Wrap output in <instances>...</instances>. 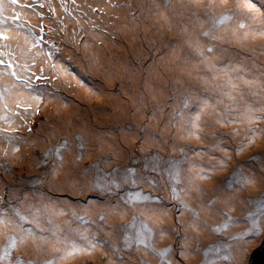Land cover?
<instances>
[{
    "label": "rangeland",
    "instance_id": "rangeland-1",
    "mask_svg": "<svg viewBox=\"0 0 264 264\" xmlns=\"http://www.w3.org/2000/svg\"><path fill=\"white\" fill-rule=\"evenodd\" d=\"M212 1L16 0L13 5L2 0L3 15H16L17 18L15 24L9 21L0 28V149L7 146L8 150L2 153L13 159L8 161L0 156V220L4 221L0 224V256H3V249L9 247V238L15 239L16 246L10 248V259L5 257L0 264H10V261L16 264L17 259L32 261L33 264H46L49 260L56 264H94L93 253L99 256L97 264H109L99 245L104 246L105 242L106 247L113 246L117 251L116 258L120 260L126 257L125 251H135L142 257L140 264H164L165 261L168 264L224 263L234 260L233 249L240 240L234 237H244L245 233L254 238L246 243V250H249H245L239 264L251 263L264 241V111L256 116L258 125L247 128V132L241 128V123L237 125L235 121L239 111L237 97L244 96L241 102H246L252 91L260 100L264 97V81L250 88L243 84L240 76L242 63L245 67L254 65L253 52H259L256 60L263 62L259 67L264 69V42L246 43L251 50L245 52L236 44L223 47V38L234 23L231 20L234 15L239 19H235L236 24L244 23L246 27L247 24L241 20V4L227 6L219 14H208ZM236 1L251 4L253 10L264 14V0H231L232 3ZM103 2L108 3L109 8L99 9ZM191 6L198 10L194 16L189 13ZM153 9L157 12L154 13ZM100 12L114 19V33ZM180 13L195 18V21H198L197 16H202L199 23L210 21L202 24L200 30L210 32L205 38L220 41V48H213V53L214 57L219 56L225 72L222 76L216 74L217 80L210 83V94H201L197 90L204 89V79L209 73H195V68L185 58L171 53L170 62H175L162 71V75L167 77L161 83L165 100L155 104L152 112L150 103H135V92L137 90L146 96L144 79L154 76V64L158 65L159 60L170 53L169 40L160 38L159 34ZM221 16L230 19L221 24L218 22ZM189 23L182 27L193 33ZM16 24L21 26L16 27ZM224 25L226 30L220 39L218 33ZM126 28L131 30L130 34H126ZM250 37L258 35L250 31ZM134 38L138 44H133ZM130 44L142 50L137 59ZM199 51H204L205 58L209 55L201 45L186 47L187 57L203 60L205 67L207 63L205 58H200ZM230 51L235 55L232 58L237 60L235 67L227 60L226 52ZM93 57L102 58L103 66L98 67ZM119 58H123L124 64L118 62ZM114 65L118 72L109 81L108 68ZM94 68L104 71V75H98ZM234 79L237 80L235 84ZM82 94L98 95L101 99L87 103L83 99L88 98ZM194 98L202 101L204 116L188 120L195 109ZM107 99H115V102L106 103ZM120 104L128 110V117L123 122L112 117ZM73 106L76 107L75 112L71 110ZM207 106L212 109L211 113L205 111ZM58 107L72 112V115L57 111ZM140 108L145 117L138 122L134 117ZM98 112L108 115L107 119L98 116ZM54 113L64 116V129L56 142L44 143L40 131L46 126L48 115ZM154 116L163 122L158 128L152 124ZM166 122L172 124L169 135L180 128L185 134L192 133L185 132L184 127L191 130L215 127V139L208 140L194 133L195 138L191 140L195 148L193 154L190 152L192 146L187 145L188 140L184 142L165 136L168 124L164 129L163 126ZM84 124L89 127L88 131L84 130ZM92 130L117 143L120 151L127 147L125 140L135 131L137 137L128 147L126 161H121L123 154L119 152L116 158L121 162L109 165V159L118 151L110 148L100 150ZM236 131L243 133L240 137L244 138L240 142L245 145L242 151H238L240 147L234 142L237 140ZM246 138H251L252 142ZM65 142L66 148L60 149L61 164L55 153ZM259 147L261 149L256 150ZM21 148L29 155L16 161ZM225 151L228 156H225ZM70 156L74 159L71 162L68 161ZM193 158L201 162L192 164ZM154 166L156 171L152 170ZM62 169V180L71 173L79 176L80 182H60L57 174ZM129 169L135 170L132 176L135 183L125 179L130 175ZM193 171L195 175H192ZM170 172L178 173V182L170 179ZM250 174L252 176L247 181L252 179L254 182L245 183ZM97 178L105 191L93 188ZM194 180L200 182L199 188L194 189L196 206L189 204L183 196L187 187L193 191L191 184ZM117 183L119 188L115 187ZM244 184L245 189H241ZM173 186L179 193V199L173 198ZM234 188L241 191L242 211L224 208L220 220L207 221L206 224L215 231L208 241L190 232L191 241L186 252L194 250L206 262H193L188 258L189 254L182 258L183 241L188 235V229L183 226L184 219L179 218L178 224H175V218L172 219L159 233L147 220H142V210H158L161 204L173 207L176 217L181 213L179 210L185 208L194 219L202 220L200 202L205 199L207 207L217 208L223 195ZM136 193L150 195L152 199H137L133 195ZM122 200L129 204L125 205ZM91 201H94L91 205L99 207V210L89 208ZM123 207L131 210V214L121 218L116 226L111 220L122 212ZM194 212L198 217L193 215ZM22 216L27 220L21 219ZM28 229H32L31 235ZM138 233H142L148 247L138 243ZM65 237L74 241L78 248L88 247V240L97 246L89 251H76L60 260L65 245L58 241ZM117 237L119 243L116 248ZM169 248L171 251L166 256L159 254Z\"/></svg>",
    "mask_w": 264,
    "mask_h": 264
},
{
    "label": "bare ground",
    "instance_id": "bare-ground-1",
    "mask_svg": "<svg viewBox=\"0 0 264 264\" xmlns=\"http://www.w3.org/2000/svg\"><path fill=\"white\" fill-rule=\"evenodd\" d=\"M200 0H193V3H198ZM241 4V12H242V19L244 20V22L247 24V27L244 28H240L239 27V23L236 24L235 23V19L237 18L235 15L233 16V18L231 19L232 21H234L233 25L231 26L230 30L227 31L226 36L223 38V43L222 46L223 47H231L232 45L236 44L239 48H241L244 52L245 51H249L251 50V47H249L246 43L252 44V43H261L264 42V14L261 15L258 11L253 10V6L248 3H240V1H236V2H231V0H214L212 1V3L210 4V7L208 9V14H219L222 11H224L226 9L227 6H232L235 7L236 5H240ZM101 8H109V4L106 2L100 3V7ZM228 10V8H227ZM226 10V11H227ZM154 13L157 12V10L153 9ZM198 11L196 10L193 6L190 7L189 13L190 15L194 16V13ZM99 14H102L103 18L106 19L110 29L112 30V32H115V25L116 22L114 21V19L110 16V17H105V15L100 12ZM226 14V12L224 13ZM156 18V17H153ZM198 21H195V18L190 17L188 15H185L184 13H180L179 16L176 17L175 20H171L164 28V30L159 34L160 38H165L167 40H169L170 46H169V52L165 54L160 60H159V64H154L153 68L155 70V75L151 76V77H146L144 79L143 82V88L145 91L146 96H143L139 91L136 90L135 92V98L134 101L136 104L140 105V104H146V103H150L152 106V112H154V106L155 104L161 103L165 100V91L163 89V87L161 86V83L164 82L167 77L162 75V71L167 70L170 67V64H173L175 61H171V53L173 54H178L181 57L185 58L194 68H195V73L196 72H200V71H204V72H208L209 76L206 77L204 79V84H203V90H197L199 93L201 94H210L211 91V82L217 80L216 78V74H222L225 72V68L223 66V63L220 62V58L218 55H216L214 57V53H213V48L214 49H219L220 48V41H212L210 39L205 38V36L203 35L204 31L200 30V26L202 24H209L210 21H206L205 23H199L200 20L202 19V16H197ZM238 19V18H237ZM239 20V19H238ZM189 23L192 25L193 27V33L192 31H185L183 29V24L184 23ZM226 30V26H222L221 31L218 33L220 39L223 36V34L225 33ZM250 31L252 32V34L254 35H258V37L255 38H251L250 37ZM131 30L129 28H126V34H130ZM193 37V38H192ZM192 38V39H191ZM108 42H105V44H107ZM133 44H138V40L134 38V42ZM189 45H201L203 46L205 49L211 48L212 52L209 53V55L205 58L204 62L207 63V66H203L202 65V61H197L193 58L187 57L186 55V47H188ZM131 46V44H130ZM131 48L133 49V52L135 53L136 59L142 54V50H137L136 48H133L131 46ZM231 53H233L232 51L230 52H226L227 55V60L231 62L232 67H235L236 64V57L232 58V56H235L234 54L232 55ZM259 52H253V62L254 65L252 67H245L244 64L242 63V69L240 72V76L243 80V84H247L250 88L252 86L257 85L258 83H261L262 81H264V69L260 68L259 65L263 64V62L258 61L257 62V54ZM264 58V56H263ZM93 60L95 63H97L98 67H102L103 63H102V58L101 59H95L93 57ZM118 62L123 63V58H119ZM237 68V67H236ZM249 69V72H246ZM95 72L100 75L103 76L104 75V71H99L96 70L94 68ZM192 70V69H190ZM118 72V69L116 67V65H114L113 67H109L108 68V75H107V79L109 81H112L113 78L115 77L116 73ZM136 74H138L137 72H135ZM235 75V73L233 74ZM134 83L136 84V79L134 77H132ZM219 80H222L221 78H219ZM76 84L82 88L78 81L76 80ZM237 82L236 79L233 80V84H235ZM135 87H137V85H135ZM80 92V91H78ZM235 95L237 96H241L240 93L234 92ZM88 98L87 99H83V97H81L85 102L89 103V100H100L101 97H99L98 95L96 96H90V95H84ZM234 96V97H237ZM239 99V111L238 114L236 116V121L235 123L238 124H242L241 128L245 129L247 132V128H251V127H256L258 125V122L255 123L258 115H262V112L264 111V97L260 98L258 96L255 95V92L252 91L249 94V98L246 102H241V100L244 98V96L242 97H237ZM195 99V109L192 113V115L189 117L188 120L190 119H194L197 120L201 117L204 116V107H203V103L202 101H200L197 98ZM232 100V99H231ZM261 101V102H259ZM106 103H114L115 99H107L105 100ZM120 108L114 112L112 114L113 118H116L118 120H120L121 122L125 121L126 118L128 117V110L125 108L124 104H120ZM75 108L76 107H72V111L75 112ZM57 111H64L65 109L63 107H58L56 109ZM205 111L207 113H211L212 109L210 108V106H207ZM58 113H54V114H50L48 115L47 118V124L46 126L40 131V134L42 136L41 141L42 142H50L51 140H57L59 138V135L62 132V129H64V127L62 126L63 121H64V116L58 115L56 116ZM64 114H67L69 116L72 115V112L70 111H64ZM98 116H102L103 118L107 119L108 115H101L100 112L97 113ZM145 117V114L143 115V111L140 108L139 111L137 112V114L135 115L134 119L138 122H141ZM187 120V121H188ZM209 122L211 124V120L209 119ZM162 120L160 121V118L158 116H154L152 118V124H154L155 126H157V128L160 126V124H162ZM253 123V124H252ZM168 122L165 123V125L163 126V129L167 126ZM249 124V125H248ZM171 126L172 124H168V127L166 128L165 131V136L169 139L170 137H174L175 139H181L184 142H186L185 140H188L189 144L187 143V145H191L192 148H190V152H192L193 154H195V148L192 144L193 140L192 138H195V134L198 135H202L205 139L208 140H212L215 139V135H216V129L214 128H210V130L206 129V128H199L196 130H191L189 128L184 127L185 132L189 133L192 132L191 134H185L182 130V128L180 129H176L172 132L171 135H169L168 133H171ZM83 128L85 131L89 130V127L87 125H83ZM93 131V130H92ZM195 133V134H194ZM241 132L236 131L234 133L235 137H236V141H234L237 145V147H240L241 145V141L244 138H240L243 133H241V135L239 134ZM123 134V133H121ZM93 136L95 138V141L97 142V147L99 146L100 150H104L107 148H110L112 151H118L117 153H114V157L109 159L108 164L111 165L116 161H119L116 157L118 156V153H122L123 156L121 157V161H126L127 158V154H128V147L131 146V143L134 142L135 138L137 137L136 132L134 131L133 133H131L128 138L125 140V144H126V148L123 151H120L121 148L117 145V143H115L114 141L108 139L106 136H104L103 133L100 132H94L93 131ZM246 141L249 140V138L245 139ZM157 142V140H156ZM149 143V142H148ZM137 145V144H136ZM232 145H230L229 147L231 148ZM147 148V145L144 147V149ZM261 149V147L257 148L256 150ZM201 155L203 153H200ZM225 156H228V152L225 151ZM199 159V158H198ZM71 160H74L72 158V156H70L68 158V161L71 162ZM119 161V162H121ZM199 164V162H201L200 160H196V159H192L191 163ZM128 163V162H127ZM66 167V169H70L71 167L68 166H63ZM252 171H255V169H251ZM63 173V169L57 174V178L60 182L66 184H72V183H78L80 182V177L79 176H75L73 174L70 173V175H66L65 178L66 180H62L61 176ZM192 175H195V171H193ZM56 176V173H55ZM252 174L248 175L246 177V180L251 177ZM258 181V179H256ZM255 180V181H256ZM198 183H200L198 180H194L193 183L191 184V187L193 188V191L190 188H186L183 196L184 199L191 205L196 206V203H194V199H195V191L194 189L199 188ZM241 189H245V184L244 187H242ZM241 191L238 188H234L230 193L223 195V198L221 200L220 205L217 208H213V207H207L204 203L205 199H203L200 202V209L203 211L202 215L204 217V219L202 218V220L200 219H194L192 216L189 215V211H187L185 208H182L179 210V212L181 211V213L178 215V217L175 216V209L173 207H164V204H161V206H158V210L157 209H153V208H148L147 210H142V220H147L149 222V225H152L153 227H155L159 232L164 231V225L166 226V224L170 223L172 219L175 218V224H178L179 222V218L181 220L184 219L183 221V226L185 228V230H187V237L184 239L183 241V245H184V252L182 253V258L185 257V254H189L188 258L193 261H201V262H206L205 260H203L198 253H195L194 250L193 251H187V247L190 244L191 241V236H190V232H192V235H200L201 237L205 238V241H208L210 238L213 237V233L215 232L214 230H212V228L210 226H208V224H206L207 221H218L220 220V218L222 217V215L224 214V208H228V209H239L240 211H242L241 208ZM245 201V199H244ZM94 201H91V203L89 204V208L92 209L94 207L95 210H99V207H95V205H91ZM122 202L125 205H128L129 203L125 202L124 200H122ZM129 214H131V210H129L126 207H123V210L120 214L115 215L113 217V219L111 220L112 222L115 221V223L117 224L116 226H118L120 224L119 220L125 216H128ZM193 225H195L193 227ZM187 228V229H186ZM209 232V234H208ZM253 235H246L244 236L242 239L239 240V244L237 247H235L233 249V251L235 252V256H234V260H228V261H224V263H222V261H219L218 263H212V264H239L240 260L243 259L242 255L248 251L249 249L246 250L247 248V244L250 243L251 240L253 239ZM115 245L114 247L117 246V244L119 243V238L117 237L115 240ZM247 243V244H246ZM102 249L104 250L105 254L107 255V261L110 262L109 264H118L120 261L123 262V264H140L141 263V258L140 256H138V254L133 251V250H129V251H125L126 253V257L123 260H120L119 258H116V253L117 251L114 250L113 246H109L106 247L105 245H107V243L105 242V245L102 246L101 244H99ZM117 248V247H116ZM246 250V251H245ZM91 256L94 258V264L98 263V259L99 256L97 254H91ZM132 256L134 257L132 259Z\"/></svg>",
    "mask_w": 264,
    "mask_h": 264
},
{
    "label": "snow or ice",
    "instance_id": "snow-or-ice-1",
    "mask_svg": "<svg viewBox=\"0 0 264 264\" xmlns=\"http://www.w3.org/2000/svg\"><path fill=\"white\" fill-rule=\"evenodd\" d=\"M9 2L11 4H15L16 3V0H9ZM250 7H251V4H250ZM3 7H2V0H0V28H2L3 26L7 25L9 23V21H11L13 24H15V21H16V18L17 16L14 15V16H11V17H4L3 15ZM18 15V14H17ZM230 19V17L228 16H221V18L219 19V23H224L225 20H228ZM21 25L19 24H16V27H20ZM240 28H244L246 27V25L244 23H241L239 25ZM264 34V33H262ZM0 35H2V33H0ZM203 35L205 37L209 36L210 35V32H204ZM37 40H39V38H36ZM54 47V46H53ZM207 52L211 53L212 52V49L211 48H208L207 49ZM198 55L200 56L201 59H204L205 58V54H204V51H199ZM35 91L39 92V89H35ZM39 98V97H37ZM251 138H249V143H251ZM245 147V145H241L240 148L238 149V151H242L243 148ZM61 148H66V142L65 144L61 145L60 147L57 148L56 150V156L57 158L59 159L60 163L62 164L63 163V157L61 155V152H60V149ZM153 171H156V168L155 166L153 167L152 169ZM130 175L128 177H126L125 179L126 180H131L132 183H135V180L132 178V176L134 175L135 173V170L134 169H129L128 170ZM169 177L170 179L178 182L179 181V175L178 173L176 174H173V173H169ZM203 178V177H202ZM251 182H254L252 179H249L248 181H245V183H251ZM150 183H153L150 181ZM115 187L116 188H119L120 185L117 183L115 184ZM229 187H231V184H229ZM93 188L95 189H99L101 192L105 191L106 189L101 187V184H100V181H99V178H97V181L96 183L93 185ZM108 191H111V189H107ZM135 196V198L137 199H143V200H150L152 199V197L149 195V196H144L142 193H136V194H133ZM172 195H173V198L174 199H179V193L177 192L175 186H173V190H172ZM156 199H159L158 197ZM214 203V201H213ZM185 207H187V205H185ZM17 215H20L19 212H17ZM194 216H197L198 217V213H193ZM251 215V214H249ZM21 219H24V220H27V217H21ZM101 220H103V217H101ZM4 221L0 220V224H3ZM253 224L255 225V221H253ZM195 225H193L194 227ZM224 227H227V225L225 224ZM219 230V229H218ZM150 231V230H149ZM28 234L31 235L32 234V229H28L27 230ZM138 243L139 244H144L145 247H148V245L146 244L145 242V238L143 237L142 233H138ZM244 235H247L246 233ZM243 236L241 237H234V239H242ZM85 239H87L85 237ZM58 242H62L64 243L65 245V249H64V252L63 254L60 256V260H63L65 259L67 256H70L72 255L74 252L76 251H89L90 249L92 248H95L97 245L96 243H94L92 240H88V247L86 248H78L76 243L74 241H69L67 237H65L62 241H58ZM16 246V241L14 238H9V247H5L3 249V256H0V260L4 259L5 257H8L10 259V248H14ZM71 248V251H68V249ZM59 251V250H58ZM171 251V249H165L163 250L162 252H160L159 254L161 256H166L169 252ZM10 264H11V261H10ZM16 264H33L32 261H23L22 259H17L16 261ZM46 264H56L55 261H52V260H49L46 262ZM164 264H168L167 261L164 262Z\"/></svg>",
    "mask_w": 264,
    "mask_h": 264
},
{
    "label": "trees",
    "instance_id": "trees-1",
    "mask_svg": "<svg viewBox=\"0 0 264 264\" xmlns=\"http://www.w3.org/2000/svg\"><path fill=\"white\" fill-rule=\"evenodd\" d=\"M8 2H9V1H8ZM9 4H10V2H9ZM15 4H16V3H15ZM15 4H13V5H15ZM4 16H5V17H9V16H7V15H4ZM58 139H59V138H58ZM58 139H57V140H58ZM57 140H55V142H56ZM0 150H1L0 156H1L2 158L6 159V160H8V161H13V159L11 158V156H4L3 153H2V152H4V151H7V150H8V147H7V146L1 148ZM12 154H13V153H12ZM25 155L27 156V155H29V153L21 148L20 156L18 157V159H17L16 161H19V160L24 159L23 157H25ZM250 264H251V263H250Z\"/></svg>",
    "mask_w": 264,
    "mask_h": 264
},
{
    "label": "water",
    "instance_id": "water-1",
    "mask_svg": "<svg viewBox=\"0 0 264 264\" xmlns=\"http://www.w3.org/2000/svg\"><path fill=\"white\" fill-rule=\"evenodd\" d=\"M251 264H264V241L262 243V247L257 249V254L254 255Z\"/></svg>",
    "mask_w": 264,
    "mask_h": 264
}]
</instances>
